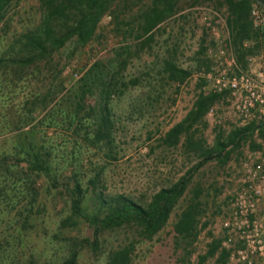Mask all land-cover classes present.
<instances>
[{
	"label": "rangeland",
	"instance_id": "obj_1",
	"mask_svg": "<svg viewBox=\"0 0 264 264\" xmlns=\"http://www.w3.org/2000/svg\"><path fill=\"white\" fill-rule=\"evenodd\" d=\"M40 16L39 0H11L0 22V264H59L71 250L76 264H104L110 251L137 240L136 230L100 231L96 250L85 245L92 230L70 214L72 187L84 191L82 210L100 215V198L145 204L172 184L199 161L200 148L238 127L225 91L215 93L198 73L225 69L230 59L245 72L264 71V33L250 22L254 36L243 43L247 53L238 64L222 0H114L85 45L72 38L40 58L24 39ZM165 59L188 69L189 78L167 81ZM200 92L219 94L213 115L206 112L175 147L162 145ZM230 152L224 165L209 161L197 171L165 226L149 241H136L130 264H197L207 244L222 238L240 164L249 153L264 156V134L255 131ZM35 155L48 177L29 169ZM193 189L201 192L203 214L186 256L172 225ZM256 218L264 234V187ZM203 264H217L216 256ZM256 264H264V253Z\"/></svg>",
	"mask_w": 264,
	"mask_h": 264
},
{
	"label": "trees",
	"instance_id": "obj_2",
	"mask_svg": "<svg viewBox=\"0 0 264 264\" xmlns=\"http://www.w3.org/2000/svg\"><path fill=\"white\" fill-rule=\"evenodd\" d=\"M11 0H0V22ZM114 0H39L41 16L39 26L35 31L24 37L27 48L40 58L60 50L65 43L74 38L83 46L93 36L101 16L110 8ZM160 1V0H159ZM165 1V0H161ZM258 2L264 9V0H222L225 6V26L229 35V43L235 55V62L243 64L246 50L243 47L245 41L253 38L249 21L250 3ZM170 10V7L167 8ZM156 21L160 20L156 15ZM156 22L150 23L147 30ZM203 40H200L198 53L205 50ZM47 57V56H46ZM26 62V61H19ZM162 73L165 79L171 83L182 84L189 78L191 72L188 69L177 67L170 59L162 62ZM91 88L85 86V89ZM219 98V94L198 93L186 115L178 123L170 127L160 139L166 147H175L180 137L186 135L193 127L202 121L210 106ZM106 105V104H105ZM258 131L264 134V124L250 123L246 126L232 129L224 138L215 136L211 147L199 150V161L186 169L172 184L166 188H160L154 192L145 204H139L121 195L109 199H99L100 206L105 208L104 213L88 215L82 208L84 191L75 184L70 191L69 211L71 216L83 220L92 230V240L84 241L85 245L96 250L98 233L110 231L128 225L136 230L137 240L130 241L122 247L110 251L104 264H130L131 255L136 241H149L166 224L168 217L179 199H181L193 176L207 162L215 161L224 165L230 155V151L237 149L241 142L249 139ZM253 148V147H252ZM33 152V151H32ZM34 153V152H33ZM45 162L39 160L36 155L30 162L29 169L43 173L46 177ZM94 180L90 183L93 184ZM201 192L193 189L190 198L177 216L172 225L175 240L183 244V253L188 256L189 247L196 241L197 225L203 214V204L200 201ZM205 225H203L204 227ZM221 239H212L202 256L197 258V264H203L206 259L216 256L217 264H225L228 251L221 247ZM77 252L69 251L67 256L59 264H76Z\"/></svg>",
	"mask_w": 264,
	"mask_h": 264
},
{
	"label": "built area",
	"instance_id": "obj_3",
	"mask_svg": "<svg viewBox=\"0 0 264 264\" xmlns=\"http://www.w3.org/2000/svg\"><path fill=\"white\" fill-rule=\"evenodd\" d=\"M254 28L264 33V11L256 4L249 10ZM227 67L213 66L197 76L211 83L212 91H225L238 127L264 123V71L245 72L232 59ZM213 115V109L207 111ZM240 184L229 200L228 211L221 221V247L228 251L229 264H256L263 257L264 234L256 218L257 201L264 187V156L249 153L240 164Z\"/></svg>",
	"mask_w": 264,
	"mask_h": 264
}]
</instances>
